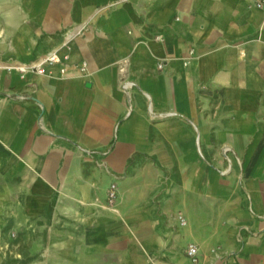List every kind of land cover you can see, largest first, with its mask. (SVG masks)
I'll list each match as a JSON object with an SVG mask.
<instances>
[{
    "label": "crops",
    "instance_id": "obj_1",
    "mask_svg": "<svg viewBox=\"0 0 264 264\" xmlns=\"http://www.w3.org/2000/svg\"><path fill=\"white\" fill-rule=\"evenodd\" d=\"M0 264H264V10L0 0Z\"/></svg>",
    "mask_w": 264,
    "mask_h": 264
},
{
    "label": "built area",
    "instance_id": "obj_2",
    "mask_svg": "<svg viewBox=\"0 0 264 264\" xmlns=\"http://www.w3.org/2000/svg\"><path fill=\"white\" fill-rule=\"evenodd\" d=\"M254 5L264 10V0H254ZM157 38H159V36H157ZM66 57H67L66 55H61L59 51L55 49L47 53L41 61L34 63L30 66L18 65V66H15V69H17L21 74L27 71L46 73L47 65L59 63ZM163 64H164V59L160 58L157 63L158 67H162ZM116 196H117V187H116V184L112 183L109 186L108 193H107L108 201L112 203L114 199L116 198ZM180 221L184 223V219L182 217L180 218ZM185 253L192 261H197L198 255H199L197 244L194 242L188 243L185 249Z\"/></svg>",
    "mask_w": 264,
    "mask_h": 264
}]
</instances>
